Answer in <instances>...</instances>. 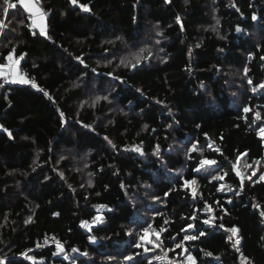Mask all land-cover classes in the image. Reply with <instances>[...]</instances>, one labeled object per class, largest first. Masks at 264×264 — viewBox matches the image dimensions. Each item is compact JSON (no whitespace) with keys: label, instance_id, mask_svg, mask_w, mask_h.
<instances>
[{"label":"trees","instance_id":"16d2710c","mask_svg":"<svg viewBox=\"0 0 264 264\" xmlns=\"http://www.w3.org/2000/svg\"><path fill=\"white\" fill-rule=\"evenodd\" d=\"M37 1L45 38L0 0V261L264 264V0Z\"/></svg>","mask_w":264,"mask_h":264},{"label":"snow or ice","instance_id":"6c2138e0","mask_svg":"<svg viewBox=\"0 0 264 264\" xmlns=\"http://www.w3.org/2000/svg\"><path fill=\"white\" fill-rule=\"evenodd\" d=\"M71 3H72L73 5H76V4L78 3V0H71ZM3 4H4V5H7V6L11 7V8H13V9H15V8L17 7V5H16L15 3H10V0H3ZM20 4L23 5V8H24L25 10H27L28 13L31 14L29 18L31 19L32 25H37V23L39 22V26H40V31H41V33H44V34L46 35V33H45V29H44V19H45V17L47 16V12H45L42 8L37 7V4H36L35 2H29V0H20ZM0 6H2V5H0ZM233 6H234V5H233ZM80 7H81L84 11H89V10H90V9H88V7L85 6V5H80ZM4 12H5V14L7 13V8H6V7L4 8ZM33 17H35V18H33ZM253 19H256V17L253 16ZM177 22L179 23V17H177ZM218 23H219V21H217V24H218ZM3 27H4V22H3L2 20H0V28H3ZM181 28H182V25H181ZM213 31H215V29H213ZM237 31H240V29L237 28ZM221 38L223 39V37H221ZM158 42H159V41H157V43H158ZM197 47H199V45H197ZM141 51H145V50L142 49ZM13 52H14V50H13ZM22 58H23V57L21 56L20 59H22ZM6 59H7V61L10 62V63H9V66H11V67H13V68H14L15 65L18 63V61L13 60V54H11V53L6 57ZM140 59H141V57H140L139 55H137V56L135 57V63H133L131 60H129L126 64H125V62L122 60L121 63L124 64L125 67L131 66V67L134 69V68L136 67V64H138V63L140 62ZM262 59H264V57H262ZM3 67H5V66H4V65H0V74H2ZM245 74H247V72H245ZM19 82H21V83H27L28 81H27V80H24V79H20ZM248 83L251 84L252 81L249 80ZM34 86H35V85H34ZM260 88H264V84H261V85H260ZM255 90H256V89L253 88V91H255ZM105 99H106V97H105ZM248 111H249L248 108H245V109H244V112H248ZM61 115H63V114H61ZM255 116H256L257 119H260V118H261L259 112H256V113H255ZM145 127H147V125H145ZM0 128H2V126H0ZM4 131H7V130L5 129ZM260 132H261L262 134H264V128H261V129H260ZM8 135L10 136L11 133L9 132ZM106 139H107V138H106ZM109 143H111V141H109ZM113 147H115V145H113ZM136 150H137V151H140L139 148H137ZM193 151H195V148L193 149ZM215 163H216V161H214V160H211V161L206 160V161H202V162H201V166H203L204 164H215ZM247 166H248V167H251V165H247ZM196 171L199 172L200 169L197 168ZM237 175H240V173L237 172ZM252 175H255V172H253ZM220 178L222 179L223 177H220ZM248 178L251 179V177H248ZM259 180H264V175H261V176L259 177ZM89 183L91 184V182H89ZM184 183H185L186 186H191V185H194V184L196 183V181H195V180H192V181H187V180H186V181H184ZM195 195H196V192H195V190H193V197H195ZM229 202H230V201H229ZM262 215H264V213H262ZM192 218L194 219L195 217H192ZM101 219H102V217H100V216H96V217H95V221H100ZM203 223L208 224L209 221H208V220H205V221H203ZM221 227H223V225H221ZM231 231H232L233 234H235V233H237L238 229L235 228V227H233V228L231 229ZM129 234H131V233H129ZM147 234H148V229H144V236H147ZM199 235H201V236L204 235V232H200ZM144 236L141 237L142 240L144 239ZM157 238L159 239L158 236H157ZM93 239H94V238H93ZM184 239L191 240V239H196V237H195V236H185ZM229 239H231V237H230ZM46 242H47V241H45V243H46ZM238 243H239V240L236 241V244H238ZM57 246H58V247H61V250H63L61 245L58 244ZM135 246H136V247H141L142 245L139 244V243H137ZM176 247H177V248H181L182 245H181L180 243H177V244H176ZM73 251L75 252V251H78V250H77V249H73ZM84 255H87V253H84ZM209 255H210V253H209ZM126 258H127L128 260H132L134 257H133V256H128V257H126ZM157 258L160 259V257H157ZM187 259H188L189 261H191V264H195V261H194V259H193L191 256H189ZM0 264H3V262L0 261Z\"/></svg>","mask_w":264,"mask_h":264},{"label":"crops","instance_id":"0c3cea01","mask_svg":"<svg viewBox=\"0 0 264 264\" xmlns=\"http://www.w3.org/2000/svg\"><path fill=\"white\" fill-rule=\"evenodd\" d=\"M29 2H35L37 4V7L42 8L37 0H29ZM20 3V0H19ZM23 6V5H22ZM27 11V10H26ZM28 13V12H27ZM30 13H28V16L30 17ZM35 18V17H33ZM30 19V18H29ZM30 25L31 27L37 31L40 32V26H39V22L37 23V25H32L31 19H30ZM44 29L45 31H47L48 29V19L47 16L44 19ZM13 60L18 61V63L15 65V67H11L9 66V61H7V59L3 62L0 61V65H4L5 67H3L2 70V74H0V79L3 78L7 81V83H19V84H25V83H21L19 82L20 79H24L27 80V77L21 74V68H20V63H21V59L20 56H16L13 54ZM28 81V80H27Z\"/></svg>","mask_w":264,"mask_h":264},{"label":"built area","instance_id":"2783aa9c","mask_svg":"<svg viewBox=\"0 0 264 264\" xmlns=\"http://www.w3.org/2000/svg\"><path fill=\"white\" fill-rule=\"evenodd\" d=\"M38 3H39V2H38ZM39 5H40V4H39ZM42 9H43V8H42ZM43 10H44V9H43ZM44 11L47 12L46 10H44ZM47 17H48V12H47ZM50 39L52 40V38H50ZM21 74L27 77V80H28L27 84H33L32 79H31L30 77H28V76L24 73L23 70H21ZM6 83H7V81H6L5 79L1 78V79H0V88H1L4 84H6ZM45 241H47V242L45 243ZM52 243H58V244H61V243L58 242L57 240H55V239H53L52 237H50V238H45L39 246H40V247L48 246L49 244H52ZM0 260H1V257H0Z\"/></svg>","mask_w":264,"mask_h":264},{"label":"water","instance_id":"95a60500","mask_svg":"<svg viewBox=\"0 0 264 264\" xmlns=\"http://www.w3.org/2000/svg\"><path fill=\"white\" fill-rule=\"evenodd\" d=\"M45 33H46V35L44 34V33H41V35L45 38V37H47V31H45Z\"/></svg>","mask_w":264,"mask_h":264}]
</instances>
